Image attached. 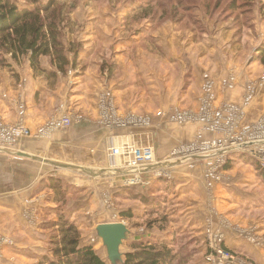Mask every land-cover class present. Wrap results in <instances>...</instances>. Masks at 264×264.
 I'll use <instances>...</instances> for the list:
<instances>
[{
  "label": "rangeland",
  "instance_id": "obj_1",
  "mask_svg": "<svg viewBox=\"0 0 264 264\" xmlns=\"http://www.w3.org/2000/svg\"><path fill=\"white\" fill-rule=\"evenodd\" d=\"M23 3L24 1L19 2V4ZM54 9L53 14L59 23L61 42L68 63L61 72L50 63L49 57H41L40 67L45 71L59 72L63 77H74L73 84L75 82L78 88L73 91L80 90L81 94L86 88L84 83L87 82L85 76L88 70H92L94 75L100 71V74H104V79L114 77V82L120 79L116 86H127L123 89L134 90L131 86L137 81V91H133V103H136L134 106L136 109L118 107L114 96L107 90L110 93L113 112L116 115H148L150 122L156 123L162 121V117L155 116L159 110L171 112L174 108H178L182 111L196 112L204 97L203 87L209 79L203 74L211 76L213 79L210 80L216 82L217 85L226 73L228 75L226 74L227 76L221 80V87L232 90L233 84L244 85V95L239 96L240 103L229 101L222 103L240 106L243 111L241 121L245 125L254 123L264 113V64L254 57L258 48L264 43V0H68L57 2ZM118 57L123 60L120 66H125V69L119 67L115 69L114 66L108 65ZM2 59L7 66L0 68V92H5L8 87H18L29 83L33 85V82L28 80L30 74L28 71L34 77H45L46 75L38 69H31L26 56L12 59L10 55H4ZM208 63L212 65L210 72L208 68L204 69V66L208 67ZM128 65H132L133 70L136 71L126 68ZM198 69L201 82L195 84V87L198 90L202 89V94L200 98H198L199 95L197 96L196 100L199 102L197 109L195 108L194 111L188 108L189 105L181 109L178 104L172 103L153 114L148 113L156 109L146 110V107L150 106L148 105L150 100L158 106L161 96L155 94L160 91L155 90L151 82L156 81L155 86L159 87L161 79L149 81L142 74L127 75L128 72H126L146 70L160 74V71H167L169 87L177 91L179 99L183 100V92L192 82L193 72ZM183 73L184 79L180 76ZM230 75L234 76V81L231 84L228 82L223 84V80H228L227 77ZM238 77L240 80H237ZM54 79L55 77L50 82L56 83L57 79ZM71 82L70 79L67 80L68 84ZM146 82L148 86L151 85L150 91ZM216 87L214 86V90H218ZM248 87L252 95L248 101L244 102ZM214 92L216 95V91ZM162 99L164 101V95ZM16 104L17 114L23 115L24 104L18 102ZM99 107L101 113V105L97 102L96 118L100 117L98 116ZM104 115L102 112L101 119L107 120ZM19 121L23 123L21 119ZM19 121H8L5 115L0 114V123L5 125L4 128ZM206 133L204 126H201L194 134L213 136V134ZM195 136L183 145L193 141ZM1 143L0 136V149L10 150L12 147L8 142ZM149 145L153 147L152 144ZM170 154L165 159H158L155 153V162L158 164L156 168H159L162 163L175 162L169 159ZM248 158L252 160L248 161ZM223 162L221 160L214 163L209 157L196 160L194 163L181 162L191 168L195 166L201 168L208 191L211 193L210 189L219 185L222 197H226L224 200L227 202L221 201H224L222 203L226 206L224 208L228 210L227 215L230 217L218 221V228L213 226L214 222L211 219L207 218L202 226L203 233L200 235L193 227H180V231H175L172 239L165 238L164 232L175 228V225L168 223L172 220L169 217L173 210L172 205H164L166 206L165 211L160 208L157 213L155 209L149 212V208L143 206L146 203L142 199L146 198L148 200H168L169 193L162 189L163 184L159 181L160 179L153 176L152 183L147 190L143 186L139 188L138 184H127L124 188H130L129 193L124 192V195L118 196V193L114 192L116 188L112 187L109 194L105 193L106 201L103 209L89 205L80 207V201L76 199L79 190H70L67 185L75 187V184L64 179L60 181L61 189H69V191L65 194L63 202L54 201L55 190H50L46 183L45 186L41 185V182L38 189L42 190L40 193L44 194V200L50 205L45 203L46 207H41L35 202L25 208L24 217L29 227H41L48 238L53 231V222L58 219V212H63L78 226L82 242L92 244L96 252L106 260V264L110 263L106 258L105 247L95 233V226L104 222H122L128 228V239L120 248L122 254L129 250L127 241H130L131 237H138L139 240L142 237H148L153 239V244L157 247H161L162 241L169 243L168 246L176 253L174 264H227L224 258L226 252L234 256L231 264H264V178L259 173V170L262 171L263 168L257 158L245 153L229 154L226 167H224L226 159ZM210 169H215L211 180L208 178ZM172 172L171 169L162 171L161 176L163 173L170 176ZM208 182H211V185H208ZM36 193L34 192L32 197H36L38 195ZM133 196L135 198H132ZM136 204L139 205V209L136 208ZM131 205L135 207L130 208ZM129 209L132 214L131 218L126 219L121 216L122 211ZM145 209L148 212L145 213ZM162 216L168 220L165 225L160 226L157 222L152 224ZM208 225H210L211 237L205 231ZM224 227L237 237L226 239L224 236L226 232L223 233ZM233 241L234 246H231L230 243ZM4 244L12 246L13 240L0 234V254ZM148 244L143 240V245ZM219 249L221 253L217 252ZM211 253H213L210 256L212 258L209 257ZM117 264L123 263L118 262Z\"/></svg>",
  "mask_w": 264,
  "mask_h": 264
},
{
  "label": "crops",
  "instance_id": "obj_2",
  "mask_svg": "<svg viewBox=\"0 0 264 264\" xmlns=\"http://www.w3.org/2000/svg\"><path fill=\"white\" fill-rule=\"evenodd\" d=\"M118 58L108 65L114 66L115 69L118 67L125 69V66H120L123 60ZM211 67L212 65L208 63V67L204 66V69L208 68L210 72ZM126 68L134 69L132 65ZM145 71L126 72H128L127 75L142 74L149 81L161 79L159 87L155 86L156 81L151 82L155 90L160 91L155 94L161 97L157 107L150 100L148 103L150 106L146 107V110L150 108L156 110L148 114H153L172 103L178 104L181 109L188 105L192 107L188 106L190 109H197L199 102L196 99L202 94V89L198 90L195 87L201 82L199 69L193 72L192 82L183 92V100L179 99L177 91L169 87L167 71H160V74L155 73L156 71ZM28 72L30 73L28 80L30 79L33 85L29 83L18 87H8L5 92H0L1 115H5L11 122L21 119L30 130H35L47 120L62 115L79 116L80 119L72 120L69 127L53 130L46 136L38 138L21 136L17 138L10 150L0 151V234L13 240L12 246L4 244L2 247L0 264H37L38 257L46 253V232L41 227H29L24 217L25 208L35 202L41 207H46L45 203L50 205L44 200V194L40 193L42 190L38 189L42 181L48 180L51 176H60L61 179L75 184L73 187L79 190L76 199H79L80 207L89 205L105 208V193L109 194L112 187L116 188L114 192L118 193V196L124 195V191L127 192L130 189L124 188L126 187L124 180L131 174L120 165L119 156L111 154V148L116 149L123 144L137 146L152 144L158 159H165L179 144L192 140L196 135L194 133L201 127L198 122L180 124L169 121L167 113L161 118L162 121L150 122L146 126L128 125L122 128L106 129L96 121V105L100 94L103 90H109L118 107L136 109L134 107L136 103H133V91H137V81L131 86L134 90L123 89L127 86H116L120 79L114 82V77L104 79V74H100V71L94 75L92 70H88L85 76L87 82L84 83L86 88L81 94L80 90L73 91L78 88L75 82L73 84L74 77H63L57 72L55 77L57 81L53 83L50 82L52 78L46 73H43L46 74L45 77H34L30 71ZM226 74L222 75L221 80L228 75ZM180 76L184 79V73ZM68 79L72 81L71 84L67 83ZM221 80L217 82V85L216 82L214 83L217 86L216 89L218 88L215 90L216 103L225 101L240 103L239 96L244 95V85L240 86L235 82L237 85L233 84L232 90H227L221 87ZM237 80H240V77ZM72 85L75 87L72 88ZM151 85L148 86L146 82L149 91ZM16 102L24 104L25 111L22 116L17 114ZM160 168L166 169L163 171L168 169L173 171L170 176L167 173L166 176H161L164 178L161 180L162 189L169 193L168 200L165 199L162 205L164 208L166 207L164 205H172L173 210L169 216L172 220L168 223L175 225L174 230L167 229L164 232L165 238L172 239L175 231H180V227H193L200 235L203 233L202 226L207 218L211 219L214 222L213 226L218 228V221L230 217L227 215L228 210L224 208L226 206L222 203L226 201L224 200L226 197H222L220 186L215 185L213 189H210V193L205 186L201 168L196 166L191 168L183 163L172 162L162 163ZM148 175L145 176L148 177ZM150 182L152 183V178ZM151 183L137 184L139 188L143 186L147 190ZM34 192L38 193L36 197H32ZM143 206L147 207V205ZM133 207L135 206H130V208ZM136 208L139 209V205L136 204ZM211 209L213 210L210 211ZM146 212H148L147 209H145ZM219 214L220 217H218ZM223 230L221 231L226 232L224 235L226 239L236 236L229 233L226 227ZM233 243L234 241L230 243L231 246H234ZM123 259L124 257L121 263L124 264Z\"/></svg>",
  "mask_w": 264,
  "mask_h": 264
},
{
  "label": "built area",
  "instance_id": "obj_3",
  "mask_svg": "<svg viewBox=\"0 0 264 264\" xmlns=\"http://www.w3.org/2000/svg\"><path fill=\"white\" fill-rule=\"evenodd\" d=\"M204 77L209 79L203 87L204 97L200 102L198 111L187 112L174 108L171 112H163L160 110L157 116L164 117L168 113L169 121L180 124L198 122L201 126H204L205 131H207L206 134H213V136L196 135L193 141L188 144H181L174 149L169 159L175 161L173 163H194L196 160L209 157L214 163H218L221 160L225 162L229 154L245 153L257 158L261 164L260 166L264 169V113L258 120L254 121V123L252 122L245 125L241 121L243 116L242 108L231 103L216 104V95L214 92L215 85L214 82L210 80L213 78L211 76L209 77L208 74ZM233 77L232 75L228 76V80H223V84L227 82L231 84L232 81H234ZM109 94L110 93L105 90L98 98V104L101 105L103 115L104 112H106L104 118L107 119H101L102 112L100 113L99 107L98 116L100 117L96 118L98 124L107 128H122L128 125L146 126L150 124L148 115L136 116L134 114H127L121 116L114 114V107L112 106V99L109 97ZM251 95L252 93L248 87L244 96V102L248 101ZM77 119H80V117H69L66 115L53 117L35 130H30L21 121L7 128H4L5 125L0 123L1 144L8 142L10 146H12L17 138L21 136L35 138L46 136L53 130L69 127L72 124V120ZM110 152L112 155L119 156L120 165L131 174V176L129 175V177L124 180L125 185L137 183L148 185L152 176H161L163 169H160V167L156 168L158 164L155 162V152L151 145L137 146L133 144H123L116 149L111 148ZM214 170L215 169H210L208 172V178L210 180L213 177L212 172ZM147 174H149L148 177L145 176ZM162 175L166 176V173ZM208 185H211V182H208ZM209 227L210 225L207 226L205 231L211 237L212 233ZM211 246H213V243H211ZM217 252L221 253V250L219 249ZM212 254L213 253H211L209 257L212 256ZM224 258L227 260V264H231L234 256L226 252ZM213 261H215V259H213Z\"/></svg>",
  "mask_w": 264,
  "mask_h": 264
},
{
  "label": "trees",
  "instance_id": "obj_4",
  "mask_svg": "<svg viewBox=\"0 0 264 264\" xmlns=\"http://www.w3.org/2000/svg\"><path fill=\"white\" fill-rule=\"evenodd\" d=\"M20 1L24 3L19 4ZM59 1L68 0H0V68L7 66L2 57L10 55L12 59L26 56L31 69H38L50 78L56 77V72L42 69L39 64L41 57H49L55 68L64 71L68 60L61 42L59 23L53 14L54 6ZM254 57L264 64V43ZM251 160L248 158V161ZM225 164L224 167L228 165L227 160ZM263 171L264 169L262 171L260 169L259 173L264 178ZM156 179L164 180L161 176ZM60 181L62 182L61 178L51 176L48 180L42 181L41 185L45 186L46 183L50 190L54 189L56 194L53 200L63 202L69 189L62 190ZM67 187L70 190L75 189L68 185ZM126 193H129V190ZM142 200L146 203L147 209L149 208V212L155 209L157 213L160 208L162 211L165 209L162 205L164 201L161 199ZM120 214L126 219L132 217L130 209ZM57 215L58 219L52 224L53 231L47 238V251L38 257L37 264H106L92 244L82 242L78 226L63 212H58ZM155 222L163 226L168 220L162 216L152 224ZM143 240L149 244L143 245ZM153 242V239L148 237L128 240L129 250L123 253L124 264H174L176 253L168 246L169 243L162 241L161 247H157Z\"/></svg>",
  "mask_w": 264,
  "mask_h": 264
},
{
  "label": "water",
  "instance_id": "obj_5",
  "mask_svg": "<svg viewBox=\"0 0 264 264\" xmlns=\"http://www.w3.org/2000/svg\"><path fill=\"white\" fill-rule=\"evenodd\" d=\"M95 233L106 249L108 262L110 264L122 262L123 254L120 248L128 238L126 225L122 222L99 223L95 226Z\"/></svg>",
  "mask_w": 264,
  "mask_h": 264
},
{
  "label": "bare ground",
  "instance_id": "obj_6",
  "mask_svg": "<svg viewBox=\"0 0 264 264\" xmlns=\"http://www.w3.org/2000/svg\"><path fill=\"white\" fill-rule=\"evenodd\" d=\"M0 150H3V149H0ZM173 163V162H172ZM174 164H176V163H174ZM170 165V164H169Z\"/></svg>",
  "mask_w": 264,
  "mask_h": 264
}]
</instances>
